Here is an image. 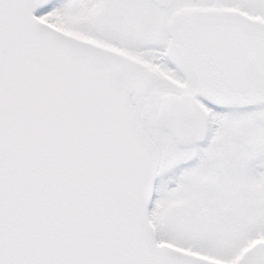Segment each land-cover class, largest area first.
Masks as SVG:
<instances>
[{
	"label": "snow or ice",
	"instance_id": "snow-or-ice-1",
	"mask_svg": "<svg viewBox=\"0 0 264 264\" xmlns=\"http://www.w3.org/2000/svg\"><path fill=\"white\" fill-rule=\"evenodd\" d=\"M0 264H264V0H0Z\"/></svg>",
	"mask_w": 264,
	"mask_h": 264
}]
</instances>
